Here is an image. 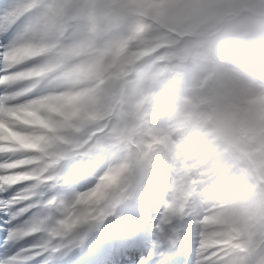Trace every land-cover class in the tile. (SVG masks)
Instances as JSON below:
<instances>
[{"label":"bare ground","instance_id":"6f19581e","mask_svg":"<svg viewBox=\"0 0 264 264\" xmlns=\"http://www.w3.org/2000/svg\"><path fill=\"white\" fill-rule=\"evenodd\" d=\"M25 9H27L26 6ZM53 16L43 17L44 21L40 20V17L38 19L29 17L26 21L18 23L17 29L11 36L6 37L4 35L1 38L0 48L5 55L0 59V82L2 83L0 92L3 93V101H12V104H0V109H2L0 118L5 120V123L9 126L18 130H24L26 127L11 118H6L4 116L5 112H18L27 108L35 113L44 114L47 104H53L61 110L74 108L76 94L73 93V90L77 86L91 87L94 85L95 78L99 76L106 78V84H111L121 73L118 65L112 67L105 75L100 71L93 75L92 70L90 72L86 71V73L82 72L83 75H80L79 70L70 72L57 70L53 72L60 66L53 59L37 62L38 59H43L42 56L49 54L46 53L34 59L32 55L37 54V52H46L66 43H69L72 47H81L92 35L89 24L77 23L69 13L67 15L65 12H58L54 19ZM2 26H4L3 19L0 18V30ZM2 32L0 31V34ZM249 38L250 35L243 33L240 37L236 36L231 43H220L212 51V58L219 94L223 99L229 100L235 107L243 111V114L234 117L235 132L243 135L248 144H257L259 149L256 152H250L247 157L241 160L230 152L225 154L223 150L224 152L218 153L214 148H206L212 146L213 143L207 141L208 135L203 132L206 124L199 114L201 113L200 103L194 104L187 99L183 101L178 99L177 94L181 87V81L177 79L167 85L166 90L162 88L161 91L164 95L148 98L145 104L141 105V111H139L142 114L139 115L141 128L136 133V137L143 143L147 158L146 169L149 174L145 177L144 190L142 189L138 194L136 192L132 193L131 196L137 195V198L131 199L130 204H133V206H117L121 193L126 189L128 162L124 154L110 140H106L105 144L109 154L116 158L117 167L113 165L107 156L106 160L109 162L107 167L100 168L102 166L100 165L101 158L98 157L89 162H82L79 161V158L83 156L82 154L70 152L69 156L64 158L65 160L61 158L62 156H57L54 159L52 158L53 162L50 163V161H41L42 155L40 153L26 156L16 151H5L2 147L0 148V155L7 159H14L11 163L12 168L22 169V171H16L3 177L4 182L19 181V183H26L31 181L37 187L40 183L46 182V189L53 193L49 204L61 205L64 212L60 213L61 217L59 218L58 212L55 210L45 216L43 222L64 220L71 225L55 230L48 228L46 231L51 238L55 236L61 238L66 233H77V240L88 238L91 240L97 239L98 242H101L114 237V227L111 226H119L123 230V236H120V238L126 235L134 236L133 233L142 229L144 225L136 223V216L131 214L134 209L138 210V205L144 206V201H147L145 207L153 213V218L148 225V230L142 233L140 237V240L144 242V248H146L149 238H158L159 235L155 234L158 231L157 224L164 222V219L160 216H169L176 225L178 234L172 233L176 237V242L182 240L180 236V232H182L186 245L192 247L189 250H184L177 258L178 260H171L173 252H168V255L162 256L157 250V259L160 264H248L249 260L245 256L236 253L229 254L232 247L229 250L225 247L227 246L226 242L232 241L235 232L244 224L247 208L243 205L246 202L249 203L252 200L251 198L254 197L255 189L248 183L249 178L242 174L239 164L246 161L249 167L256 168L257 171L253 170L254 173H260L264 176V162H260L258 165L251 163L256 156L264 154V120L257 127V135L251 136L248 130L245 129L246 115L260 112V117L264 118V69H262L261 64H258V68L254 70L250 63V57H253L252 53L261 52L262 49L248 43ZM25 59H28L26 63H31L29 69L14 74L8 73L9 69L15 68L17 65H23ZM253 59L260 60L261 58L256 55ZM237 65L242 68L245 74L236 69ZM125 66L132 68L133 64H126ZM9 86H11L10 89H8ZM256 87L257 91L253 89ZM83 98H85V94L80 93L79 99ZM20 100L22 101L20 102ZM168 103H175V105L180 106L177 109H171L170 114L163 108V105ZM145 105H149L151 109L149 112L145 111ZM107 106L108 104L105 101L98 100L94 105L97 114L89 112L86 117L80 119V114L77 113L75 119L81 120L83 128L91 129L92 118H95V126L103 127L107 123L109 114ZM54 116L58 118L55 114ZM50 118L46 114L45 122ZM163 122H168L170 125V137L160 143V140L152 134L156 133L159 124ZM33 127L46 133L49 140L54 144H59L60 140L48 129L36 125ZM60 130L72 131L73 127L67 123L60 126ZM2 132L0 129V135ZM91 135L94 139L102 134L101 132H93ZM191 137L193 139L190 143L180 144L184 139ZM2 142H4V139L0 138V143ZM202 142H204L203 146L206 149L203 148L192 154V157H184L185 152L190 151L194 146H200ZM72 144L73 142L63 143V146L70 148ZM219 166L225 168V171L219 172ZM207 168L213 170L210 171L209 176L204 177L201 171ZM50 169L55 173L54 176L50 177V180L54 181V185L48 184L47 179L46 181L42 179L29 180L31 177L49 173ZM73 170L78 171V176L76 178L68 177L67 175ZM96 171L101 173L97 179L93 180L91 174ZM178 174H183V179L190 182L191 188L181 210H177V197H173L174 190L160 193L156 189L159 185L171 183L175 176H179ZM208 177L209 179H207ZM22 179H25V181H22ZM88 183L91 184L90 188L82 190V187ZM150 185L155 189H152V191L147 190ZM202 186H206V188L202 189ZM158 194H161L163 201L169 203L166 211L157 206L156 201L158 200L153 198ZM226 203H229V205ZM120 209L126 212L119 219L121 225L117 223L118 218L115 219L116 217L112 216L110 224L101 229V232H104L102 235H99V230L97 232L91 226L93 218L97 219L99 215H106L109 211L113 215L114 212L116 213ZM141 211H137V215L142 216L144 213ZM254 221L257 226H262L260 214L255 217ZM188 222H191V224H188ZM224 224L234 226L235 230L225 231V227L222 226ZM131 227L136 230L133 232ZM39 230V228L35 229V231ZM167 236L160 235V240L164 238L172 239V236ZM25 243H27L26 239L19 243L18 247H16L17 242L12 243L10 246H3L0 249V259H4L7 255L17 254L21 250L20 247ZM233 248L236 249L237 247L234 246ZM145 250L147 251L148 248ZM115 251L119 253V249ZM196 256L205 259H198L194 263ZM116 259L119 262L120 259L130 261L132 258L128 255H123L122 258L117 255Z\"/></svg>","mask_w":264,"mask_h":264},{"label":"rangeland","instance_id":"374dc122","mask_svg":"<svg viewBox=\"0 0 264 264\" xmlns=\"http://www.w3.org/2000/svg\"><path fill=\"white\" fill-rule=\"evenodd\" d=\"M160 2L163 3V8H153L152 10L147 8L149 4ZM189 7L196 10V14L191 18L187 15ZM6 12H14L15 15H4ZM58 12H65L67 15L69 13L77 23L89 24L92 29L91 37L81 47H72L69 43L60 44L49 51L37 52L32 57L35 59L49 53L42 56L43 59H38L37 62L53 59L60 65L53 72L79 70L80 75L84 74L82 72L86 73L90 70L93 75L98 71L105 75L112 67L118 65L121 71L120 76L115 78L111 84H106V78L99 76L95 78L93 86L87 88L77 86L73 90V93L76 94L74 102L79 99L80 93L85 94V98L79 100L86 105L87 113L97 114L94 105L98 100L105 101L108 104L109 113L107 123L103 127H97L94 124L95 118H92L91 129L83 128L80 119L86 117L84 111L79 112L80 119L76 120L77 114H71L74 108L61 110L53 104L45 106L44 114L35 113L27 108L18 112L8 111L4 114L6 118L18 119L21 124L31 122L44 127L55 137L61 138L62 141L58 145L54 144L46 133L37 129L8 128L3 123L6 121L0 118V129L5 128L3 134L0 135V138L4 139V142L0 143V148L18 151L26 156L41 152L45 154L44 157H47L43 160H50L52 163L54 157L62 156L58 152L62 154L67 152V148L63 147V141H74L75 148L83 150L88 157H95L100 156L103 150L107 151L105 141L110 140L115 143L128 162L126 189L121 193L117 206L131 207L133 204L128 203L134 198L131 196L132 193L141 192L145 177L149 174L146 169L147 158L143 143L136 137V133L141 128L139 118V115H142L139 113L141 105L145 104L148 98L161 97L164 95L161 91L162 88L166 90L167 85L180 79L181 87L177 94L178 99L180 101L187 99L194 104L200 103L201 113L199 114L206 124L203 132L208 135L207 141L213 143L212 146L206 148H214L218 153L225 151V154H229L230 152L241 160L247 157L250 152L254 153L259 149L257 144H248L243 135L235 132L234 117L243 114V111L235 107L229 100L223 99L219 94L212 51L220 43H231L236 36L240 37L243 33L250 35L248 43L264 49V0H0V18L3 19L4 24L0 30L3 31L0 34V42L10 25L22 19L26 21L29 17L37 19L40 17V20L44 21L43 17L48 18L50 15H54V19ZM32 57L31 59H33ZM27 61L28 59H25L23 65L9 69L8 73L14 74L29 69L31 63H26ZM126 64H133V67L125 66ZM236 69L245 74L238 65ZM253 89L257 91V87ZM2 94L0 92V103L4 104L6 100L3 101ZM217 94L221 96L230 116L228 123L223 126L212 122L211 108L208 107V101ZM11 104L12 102L9 103V105ZM4 105H7V102ZM75 106H77L76 103ZM179 106L175 103H168L164 104L163 108L171 114L170 110L177 109ZM144 109L147 112L151 110L149 105H145ZM24 114L27 116L25 117ZM46 114L51 117L47 122H45ZM54 114L58 118H55ZM30 116L31 119H29ZM262 120L264 118L260 117V112L246 115L245 129L251 136L257 135L256 130ZM67 123L73 126L76 132L61 131L60 126ZM169 126L168 122L159 124L156 133L152 135L160 140V143H163L170 137ZM93 132H101L102 135L93 139L91 135ZM192 139L193 137L186 138L180 144H188ZM204 142L185 152L184 157H192V154L203 148L206 149L203 146ZM51 155L53 157L49 159ZM65 157L61 158L65 160ZM108 157L114 156L109 155ZM18 159L20 158L18 157ZM8 160L11 163L14 161L13 158H8ZM260 162H264V154L256 156L251 163L258 165ZM114 166L117 167L118 163ZM239 167L242 169V174L249 178L247 181L250 186L255 189L254 197L249 203L246 202L243 205L247 208L244 224L235 232L233 240L226 242L225 249L229 250L232 247L229 254L236 253L245 256L249 260L248 264H264V176L254 173L253 170L257 171L256 168L249 167L246 161L239 164ZM212 170L210 168L202 170L203 176H209ZM218 171L223 172L225 168L219 166ZM76 173L77 171H72L67 176L76 178ZM100 173L98 171L92 174L91 179H97ZM54 174V171L50 169L49 173L31 177L29 180L42 179L46 181L47 179L48 184L54 185V181L50 180ZM178 175L173 178L172 183H165L157 188L164 191L174 190L173 196L177 197V210H181L191 188L190 182L183 179V174ZM4 181V178L0 179V183H6ZM15 183H19V181H15ZM45 183H40L38 187H46ZM90 185V183L86 184L82 190L89 189ZM203 188L205 189L206 186H202ZM159 197L157 196L155 199ZM158 203H160L159 206H166L165 201L160 200ZM54 207L60 218V213L64 212L63 207L61 205ZM125 213L120 209L111 215L112 212L109 211L106 215H99L97 219L93 218L91 226L95 230L101 229L103 225L107 227L112 216H115V219L118 218L119 223L121 215ZM133 214L135 215L136 211ZM258 214H260L262 222L261 227L257 226L254 221ZM161 218L164 219V222L157 224L159 229L167 227V229L176 230V225L169 216ZM222 226L225 227V231L235 230V227L230 224ZM98 233L104 234L101 231ZM180 233L184 236L182 232ZM247 238L254 242V249L250 252L244 248ZM234 246L237 248L234 249ZM146 247L149 248L148 245ZM186 247L189 250L191 246ZM199 257L193 262L205 259Z\"/></svg>","mask_w":264,"mask_h":264},{"label":"snow or ice","instance_id":"6c2138e0","mask_svg":"<svg viewBox=\"0 0 264 264\" xmlns=\"http://www.w3.org/2000/svg\"><path fill=\"white\" fill-rule=\"evenodd\" d=\"M4 55L0 52V59ZM16 171L22 169L12 168L11 161L0 155V179ZM52 196L45 186H34L31 181L0 183V242L10 246L27 240V247H22L14 256L0 259V264H160L156 246L152 245L151 250L146 251L144 242L136 236L126 235L113 240L110 247L93 244L85 248L81 245L79 251L53 240L46 230L38 227L45 216L55 211L54 205L49 204ZM37 228L40 230L35 231ZM117 255L121 258L128 255L132 259L118 262Z\"/></svg>","mask_w":264,"mask_h":264},{"label":"clouds","instance_id":"9594fccd","mask_svg":"<svg viewBox=\"0 0 264 264\" xmlns=\"http://www.w3.org/2000/svg\"><path fill=\"white\" fill-rule=\"evenodd\" d=\"M147 8L149 10H152L153 8L160 9V8H163V3L160 2V3H156V4H149V5H147ZM195 14H196V10L194 8L189 7L188 12H187L188 17L191 18ZM75 103L77 106L74 107L71 114L76 115L77 113L84 111L85 116H87L88 113L86 111V105L83 104L79 99ZM32 146H34V145H32ZM65 226L70 227L71 225L68 224V222L64 221V220H59V221L49 220V221L42 222L40 225H38V227L43 228L44 230H47L48 228L55 230L57 228H62Z\"/></svg>","mask_w":264,"mask_h":264},{"label":"water","instance_id":"95a60500","mask_svg":"<svg viewBox=\"0 0 264 264\" xmlns=\"http://www.w3.org/2000/svg\"><path fill=\"white\" fill-rule=\"evenodd\" d=\"M209 106H215L212 112V119L218 124H224L228 120L227 110L219 96H214L213 100L209 102ZM248 249H251V243H248Z\"/></svg>","mask_w":264,"mask_h":264}]
</instances>
